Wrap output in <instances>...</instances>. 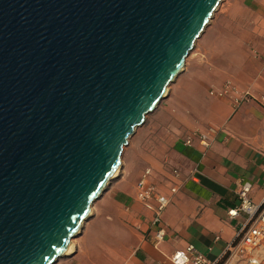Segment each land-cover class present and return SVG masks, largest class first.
I'll use <instances>...</instances> for the list:
<instances>
[{
	"label": "water",
	"instance_id": "water-1",
	"mask_svg": "<svg viewBox=\"0 0 264 264\" xmlns=\"http://www.w3.org/2000/svg\"><path fill=\"white\" fill-rule=\"evenodd\" d=\"M222 0H0V264H53Z\"/></svg>",
	"mask_w": 264,
	"mask_h": 264
},
{
	"label": "crops",
	"instance_id": "crops-1",
	"mask_svg": "<svg viewBox=\"0 0 264 264\" xmlns=\"http://www.w3.org/2000/svg\"><path fill=\"white\" fill-rule=\"evenodd\" d=\"M199 46L200 56L185 62L175 87V136L165 145L144 134L139 150L123 159L121 176L91 205L72 250L53 264H172L170 256L188 244L217 264H246L223 255L245 219L227 211L238 203L243 182L251 184L253 202L264 196V107L248 100L235 108L230 97L210 91L230 81L254 96L264 94V0H226ZM197 132L206 134L208 146L197 136L184 145ZM143 168L170 198L158 245L151 211L136 198ZM248 254L264 264V245Z\"/></svg>",
	"mask_w": 264,
	"mask_h": 264
},
{
	"label": "built area",
	"instance_id": "built-area-1",
	"mask_svg": "<svg viewBox=\"0 0 264 264\" xmlns=\"http://www.w3.org/2000/svg\"><path fill=\"white\" fill-rule=\"evenodd\" d=\"M210 94L217 98L230 97L232 104L237 108L244 101H254L264 107V94L254 96L249 90L237 89L230 81H225L221 88L211 90ZM197 136L203 146H208V138L205 133H192L183 140L184 145H191L192 138ZM177 170L173 171V179L178 178ZM136 198L148 210L151 211L150 223L155 226L153 241L158 245L164 237V229L160 226L161 215L170 202L169 196L164 195L151 180V169L143 170L136 182ZM251 184L243 182L238 186V203L227 211L229 217L243 214L245 219L235 234V238L227 244L223 255L228 259H244L246 264H255L256 260L249 255L252 250L264 245V196L260 202L255 203L249 198ZM176 187L170 188L174 193ZM172 264H217L218 260L210 261L199 253L192 244H188L182 250L175 251L170 256ZM259 264V263H257Z\"/></svg>",
	"mask_w": 264,
	"mask_h": 264
},
{
	"label": "rangeland",
	"instance_id": "rangeland-1",
	"mask_svg": "<svg viewBox=\"0 0 264 264\" xmlns=\"http://www.w3.org/2000/svg\"><path fill=\"white\" fill-rule=\"evenodd\" d=\"M226 0H222L221 3L218 5L216 11L213 13L212 18L208 21L207 26L205 27L203 33L200 35V37L195 41L193 48L191 49L189 55L187 56L185 62L189 59H192L195 56H200V46L201 42L204 38L205 33L207 32V29L209 26L218 21L219 11L220 7H222L223 3H225ZM185 68L182 67L180 73L174 78V80L168 85L166 90V95L161 99V101L157 104V106L148 114L145 115L144 121L142 124H140L138 127L135 128L133 134L129 137L127 145L123 148L122 155H121V163L123 159L130 155V151H136L139 150V146L143 145L144 141V134H148L147 139H154L158 140V142L161 144L166 145V143L171 141L172 137L175 136V129H173L171 126L175 123V87L177 88V80L181 77L183 72H185ZM248 81H244L247 83ZM209 88L208 90H210ZM257 95V94H256ZM122 165V164H121ZM144 170V168L142 169ZM141 170V171H142ZM138 172V177H136L135 180L138 181V179L141 176V172ZM123 172H121V167L119 168L118 174L113 178L111 182H113L115 179L119 178ZM136 181V182H137ZM110 182V183H111ZM75 238H73L74 240Z\"/></svg>",
	"mask_w": 264,
	"mask_h": 264
},
{
	"label": "bare ground",
	"instance_id": "bare-ground-1",
	"mask_svg": "<svg viewBox=\"0 0 264 264\" xmlns=\"http://www.w3.org/2000/svg\"><path fill=\"white\" fill-rule=\"evenodd\" d=\"M118 171H119V168L117 167V168L115 169V171H114V173H113L112 176H116V175L118 174ZM71 250H72V243L70 242V244H69V246H68L66 252H70Z\"/></svg>",
	"mask_w": 264,
	"mask_h": 264
}]
</instances>
